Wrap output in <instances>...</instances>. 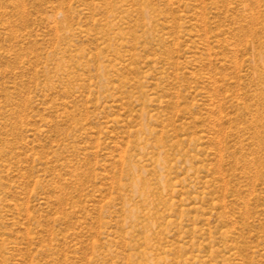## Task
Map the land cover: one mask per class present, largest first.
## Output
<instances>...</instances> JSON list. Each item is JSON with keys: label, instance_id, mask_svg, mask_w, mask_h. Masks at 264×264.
<instances>
[{"label": "rangeland", "instance_id": "rangeland-1", "mask_svg": "<svg viewBox=\"0 0 264 264\" xmlns=\"http://www.w3.org/2000/svg\"><path fill=\"white\" fill-rule=\"evenodd\" d=\"M0 264H264V0H0Z\"/></svg>", "mask_w": 264, "mask_h": 264}]
</instances>
